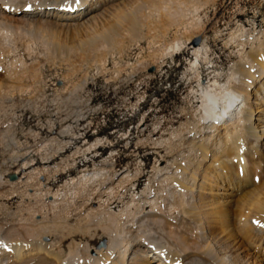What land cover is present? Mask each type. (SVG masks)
Instances as JSON below:
<instances>
[{"label":"bare ground","instance_id":"6f19581e","mask_svg":"<svg viewBox=\"0 0 264 264\" xmlns=\"http://www.w3.org/2000/svg\"><path fill=\"white\" fill-rule=\"evenodd\" d=\"M129 1L0 0V33L14 32L13 29L20 32L26 27L27 30L46 31L79 28L88 23L90 26L101 17L116 16L118 23L111 31L117 37L119 48L138 28L149 29L163 24L161 27L167 32L173 26L182 25L186 11L190 15H198L208 9L205 0H152L151 3L147 0L149 3H145L142 10L148 11L143 14L141 8H133ZM114 8L123 15H109ZM126 10L128 12L124 14ZM142 15L151 19L156 17L158 22L162 19L163 23H147L149 19ZM203 22L198 18L195 23H186L185 39L173 40L168 49L163 50L165 57L179 50L192 53L195 60L190 63V71L199 88L196 92L201 102L197 122L180 132L170 143L174 150L187 148L188 153L172 161L170 168L158 167L156 170L157 181L166 182L167 191L158 194L148 183L141 191L134 211H122L120 216L109 210L108 215L112 218L108 225L100 228L101 245L94 248L90 243L94 235L88 236L90 240L84 242L76 241L73 235L86 234L89 229L85 233L83 228L68 223L53 222L50 225L45 216L34 210V200L40 198L47 208L55 209L66 192L84 185L91 188L87 196L89 201L99 195H110L114 189L125 188L123 184L134 179L136 174L131 177L125 170L115 177H108L106 173L112 169V164L103 161L96 164L91 173L64 183L63 193L52 194L46 187L47 182L41 181L49 168H33L34 159H27L34 153L47 160L52 140L40 147L37 144V149L27 147L22 153L20 144L10 138V146L17 150L12 152L15 163H21L16 164V171L5 175L28 172L14 181L5 180L0 174V196L7 193L9 200V197L22 195L23 201L26 200L33 209L34 224L30 226L26 221L0 222V264H264V29L255 34L242 31L239 35H232L226 45L240 48V60L233 65L226 82L214 80L204 84L199 77V65L200 61H207L210 47L205 41L197 44L194 40L203 35L206 28ZM248 43L251 45L246 51ZM2 46L0 44V50ZM2 68L0 103L20 83L15 76L18 73L13 75ZM13 95L11 93V97ZM226 117L230 120L223 126L215 124ZM31 136L38 137V134ZM100 142L89 144L86 151H91ZM59 146L62 147L61 144ZM56 169L54 172H58ZM76 197L74 195L73 199ZM105 206L108 210L109 204ZM90 219L93 222L94 219ZM57 229L64 234L55 241L50 232ZM146 233L153 236L146 237ZM65 237L69 239L66 250Z\"/></svg>","mask_w":264,"mask_h":264},{"label":"rangeland","instance_id":"374dc122","mask_svg":"<svg viewBox=\"0 0 264 264\" xmlns=\"http://www.w3.org/2000/svg\"><path fill=\"white\" fill-rule=\"evenodd\" d=\"M136 1L131 0L128 4L142 10L152 0ZM205 1L208 9L198 15H190L186 11L182 25L169 28L170 32L163 31L162 19L158 22L156 17L151 19L142 15L149 19L147 23L156 25L162 21V25L138 28L119 48L117 37L111 31L117 26L116 16L101 17L90 26L88 23L79 28L46 31L27 30L26 27L18 29V33L17 29L0 33V44H3L0 55L9 50L0 56V68L13 75L20 74L15 76L21 83L0 103V174L4 179L9 178L6 172L13 173L17 169L16 164L21 163H15L12 152L17 150L10 146V138L20 144L22 153L27 147H40L52 140L47 160L34 153L27 158L34 159L33 168H49L41 181L47 182L46 187L52 194L63 193L64 183L91 173L95 165L103 161L112 164V169L106 173L108 177H115L125 170L131 177L136 174L134 179L123 184L126 185L124 191L123 188L114 189L110 195H99L89 201L87 196L91 188L84 185L66 192L55 209L47 208L40 198L34 200V210L45 216L50 225L53 222L68 223L83 228L85 233L89 229L86 234H73L76 241L84 242L90 240L88 236L94 235L95 239L90 243L94 248L99 247L100 228L108 225L112 218L108 215L109 210L119 215L128 209L134 211L140 193L148 183L152 184L155 192L164 194L166 182L157 181V168H170L172 161L188 153L187 148L174 150L170 143L199 118L201 102L196 92L199 88L190 71V63L195 59L187 50L163 56V50L168 49L173 40L185 39L184 26L195 23L198 18L206 23L203 35L194 39L196 43L200 40L197 44L205 41L210 47L207 61H200L199 65V77L204 84L214 80L226 82L233 65L240 60V48L226 45L232 35H239L242 31L255 34L264 29V0ZM147 11L145 9L141 13L147 14ZM124 12L127 14L128 11ZM120 14L121 11L116 12L114 8L109 15ZM250 45H246V51ZM11 93L14 94L12 97ZM33 133L38 137L31 136ZM97 140L101 141L98 146L86 151L88 145ZM55 169L58 172H54ZM3 194L0 196V222L26 221L33 225V209L26 200L23 201V196L7 200V193ZM74 195L77 199H73ZM95 227L99 229H93ZM50 233L58 241L64 231L57 229ZM149 236L153 235L146 233V237ZM65 238L66 250L69 239Z\"/></svg>","mask_w":264,"mask_h":264},{"label":"water","instance_id":"95a60500","mask_svg":"<svg viewBox=\"0 0 264 264\" xmlns=\"http://www.w3.org/2000/svg\"><path fill=\"white\" fill-rule=\"evenodd\" d=\"M199 41H200V40L198 39V40H197V43H198ZM9 179H10L11 181H14V180L17 179V175H16V174H11V175L9 176Z\"/></svg>","mask_w":264,"mask_h":264}]
</instances>
